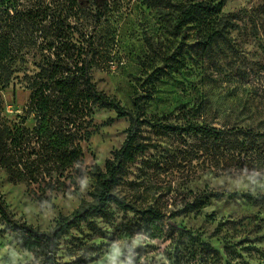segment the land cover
<instances>
[{
	"label": "rangeland",
	"instance_id": "1",
	"mask_svg": "<svg viewBox=\"0 0 264 264\" xmlns=\"http://www.w3.org/2000/svg\"><path fill=\"white\" fill-rule=\"evenodd\" d=\"M50 3L51 0H19V4ZM91 1V0H87ZM212 0H108L107 7L76 12L81 29L95 43L108 48L99 66L92 67L91 79L97 90L113 97L126 108L136 94L143 100L148 117L175 115L180 107H192L202 98L212 111L231 108L228 93L240 87L245 77L264 64V0H215L223 13L236 14L227 31L231 47L221 45L211 54L196 42L193 22L176 34V5ZM102 44V45H101ZM178 49L167 64L164 57ZM41 53L24 44L15 66V76L38 72ZM181 67L176 70L175 67ZM249 88V87H248ZM241 89L236 94L241 96ZM235 100V98L233 99ZM2 115L17 121L23 115L28 91L22 82L12 80L2 91ZM228 113V110L225 114ZM226 121L218 117L215 125ZM232 121V120H230ZM26 124L31 125L29 118ZM128 118H118L112 110L97 109L89 127V138L82 143V163L71 172L60 189L44 183L12 181L0 168V193L15 216L40 231H49L59 215L73 211L81 200L89 199L94 188L93 165L103 167L111 151L124 140ZM152 146L126 165V174L117 190L137 207L152 205L162 210L179 227L202 234L220 253L232 245L241 255L237 264H264V174L214 173L201 156L189 151L190 140L143 131ZM221 194L210 199L200 213H184V204L203 194ZM236 195V196H232ZM251 196L250 201L246 196ZM180 211V212H178ZM219 223H227L218 227ZM0 217V264H42L37 249L27 250L24 236L5 230ZM167 224L155 237L142 229L140 216L114 206L108 218H91L73 228L60 240L55 261L60 264H166ZM177 234V233H175ZM236 245V246H235ZM220 255L218 264H225Z\"/></svg>",
	"mask_w": 264,
	"mask_h": 264
},
{
	"label": "trees",
	"instance_id": "2",
	"mask_svg": "<svg viewBox=\"0 0 264 264\" xmlns=\"http://www.w3.org/2000/svg\"><path fill=\"white\" fill-rule=\"evenodd\" d=\"M107 2L51 0L20 5L19 0H0V168L12 181L38 186L44 183L50 189L64 187L66 180L73 183L71 172L82 163V143L89 138L95 111L112 110L116 117L129 120L121 145L111 151L103 167H91L94 188L89 199L81 200L69 214L59 215L49 231H40L16 219L0 193L4 229L21 233L27 250L41 252L42 264H60L54 255L59 240L91 218H108L114 206L140 216L142 229L152 237L162 233L167 224L166 238L170 244L164 255L166 264H218L220 255H225V264H237L234 255L241 254L234 246L226 245L220 253L202 234L179 227L170 215L152 205L137 207L121 196L117 187L126 174V165L152 146L144 139L145 130L190 140L187 153L196 158L202 156L214 173L263 175L264 64L252 73L255 79L241 73L245 76L241 86L228 93L229 100L234 102L230 103L231 108L212 111L211 102L204 97L192 107H180L175 115L148 117L143 103L151 98L148 92L134 95L132 107L126 108L97 90L91 79L92 67L99 66L98 61L107 56L108 48L78 29L80 16L76 12L92 7L100 11L107 7ZM215 2L176 5L178 23L174 32L181 33L193 22L196 42L207 54L221 45L231 47L227 31L231 20L237 17L223 13ZM25 43L35 47L42 58L38 72L30 75L24 71L22 77H17L15 64ZM178 52L175 49L164 57L163 64L174 60ZM14 79L28 91L25 111L17 116V121L2 115L1 101L2 91ZM239 89L240 97L236 94ZM218 117L226 121L215 125ZM29 118L31 125L26 124ZM219 196L222 195L216 192L203 193L185 203L180 211L197 215L210 199ZM246 198L254 200L249 195ZM226 224L219 223L218 227Z\"/></svg>",
	"mask_w": 264,
	"mask_h": 264
},
{
	"label": "water",
	"instance_id": "3",
	"mask_svg": "<svg viewBox=\"0 0 264 264\" xmlns=\"http://www.w3.org/2000/svg\"><path fill=\"white\" fill-rule=\"evenodd\" d=\"M170 223H171V221H170Z\"/></svg>",
	"mask_w": 264,
	"mask_h": 264
}]
</instances>
